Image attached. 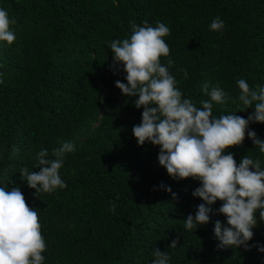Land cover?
Listing matches in <instances>:
<instances>
[{"label":"trees","instance_id":"16d2710c","mask_svg":"<svg viewBox=\"0 0 264 264\" xmlns=\"http://www.w3.org/2000/svg\"><path fill=\"white\" fill-rule=\"evenodd\" d=\"M0 8L16 21V41L0 42V186L19 187L36 206L47 245L43 264H152L155 247L169 254V264H264L255 247H218L215 222L226 225L219 201L207 225L184 228L203 203L192 195L199 181L171 179L158 163V146H137L132 128L143 109L115 87L126 83L122 66L115 75L109 70V45L130 37L132 21L162 22L171 32L169 71L184 98L199 107L209 98L201 91L207 82L230 97L213 105L214 116L247 118L254 108L241 111L236 81L264 86V0H0ZM216 17L224 22L219 32L210 31ZM249 130L264 140V124ZM63 142L75 145L60 170L67 187L35 195L20 169L39 171V150ZM227 151L237 164L247 155L264 168V154L247 135ZM257 221L249 245L264 246L258 213Z\"/></svg>","mask_w":264,"mask_h":264},{"label":"clouds","instance_id":"9594fccd","mask_svg":"<svg viewBox=\"0 0 264 264\" xmlns=\"http://www.w3.org/2000/svg\"><path fill=\"white\" fill-rule=\"evenodd\" d=\"M15 19L0 8V42L11 46L16 41L13 25ZM224 29V22L216 17L210 23V31ZM171 34L167 25L157 22L155 26L144 22L137 25L131 22L130 37L115 39L109 47L112 64L109 70L115 75L122 66L125 82L117 80L115 87L123 96L132 98L137 109H143L141 122L133 126L132 135L137 146L146 142L159 147L158 163L168 176L176 181L192 179L200 186L192 193L203 203L183 221L184 228L195 231L210 222L211 205L220 202L218 214L225 217L226 225L216 221L214 236L220 248L252 247L264 253V246L249 245L254 237L253 229L259 221L264 223V168L259 159L245 155L237 164L231 152L233 147L242 145L246 135L254 148L264 154V140L249 130L251 123L264 124V86L254 88L245 79L236 81L239 89L238 101L241 111L254 108L247 118L235 113L213 115L214 104H224L230 97L219 87L206 82L201 91L209 98L201 100L198 107L191 99L184 98L177 87L175 77L169 68L174 61L170 58L171 48L165 38ZM167 58V65L162 63ZM183 79L188 78L186 69H180ZM3 74L0 73V76ZM0 83L3 80L0 79ZM54 139H60L54 134ZM13 147V155L18 154ZM75 145L63 142L60 147H47L39 150L34 167L30 171L22 167L20 180L38 193H58L67 187L61 178L60 170L66 154L73 153ZM0 183H3L0 181ZM164 191L171 188L161 184ZM177 198L172 193V199ZM119 199V196H117ZM112 202L109 209L115 212ZM42 225L36 206L30 197H24L19 187L6 183L0 186V264H43L47 245L41 234ZM173 240L170 248H176ZM152 264H169L168 253L154 248Z\"/></svg>","mask_w":264,"mask_h":264}]
</instances>
